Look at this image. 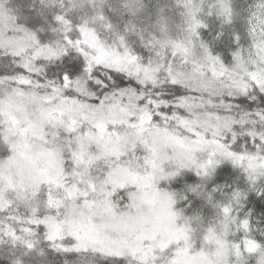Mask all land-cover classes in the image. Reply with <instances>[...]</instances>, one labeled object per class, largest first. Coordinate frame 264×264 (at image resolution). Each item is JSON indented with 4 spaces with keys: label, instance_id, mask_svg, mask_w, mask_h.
Here are the masks:
<instances>
[{
    "label": "snow or ice",
    "instance_id": "6c2138e0",
    "mask_svg": "<svg viewBox=\"0 0 264 264\" xmlns=\"http://www.w3.org/2000/svg\"><path fill=\"white\" fill-rule=\"evenodd\" d=\"M0 264H264V0H0Z\"/></svg>",
    "mask_w": 264,
    "mask_h": 264
}]
</instances>
